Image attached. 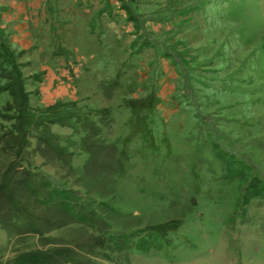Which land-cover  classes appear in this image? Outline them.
Segmentation results:
<instances>
[{
  "label": "rangeland",
  "instance_id": "rangeland-1",
  "mask_svg": "<svg viewBox=\"0 0 264 264\" xmlns=\"http://www.w3.org/2000/svg\"><path fill=\"white\" fill-rule=\"evenodd\" d=\"M104 1L115 7L92 58L13 48L0 25V76L13 60L24 115L56 103L72 115L49 124L68 155L41 158L28 126L21 164L84 213L24 232L40 213L17 191L27 210L0 213V264L31 249L68 253L65 264H264V0ZM16 115L0 89V134Z\"/></svg>",
  "mask_w": 264,
  "mask_h": 264
},
{
  "label": "trees",
  "instance_id": "trees-1",
  "mask_svg": "<svg viewBox=\"0 0 264 264\" xmlns=\"http://www.w3.org/2000/svg\"><path fill=\"white\" fill-rule=\"evenodd\" d=\"M7 64L10 69L0 76L6 82L0 89L7 91L12 108L17 115L15 117L16 121L11 126L12 129L0 134L2 150L4 149L6 156L9 157L5 168L0 174V213L2 218L11 219V216H21L23 211L27 210L17 194V191L24 190L33 197V209H39L40 213L37 215L30 214V217L27 215L26 218L23 217L27 219L24 232L42 233L73 221L82 220L84 219V213L73 209L72 198L66 190L47 186L45 195H43L44 182L41 187L34 186L32 176L27 173L21 164L24 161L23 152L29 146L25 135L28 126L31 129L33 128L35 134L29 136L34 137V151L41 158L49 157L52 160H59L65 157L64 155H68L67 152L61 151L56 146L57 139L55 134L50 131L49 124L69 125V117L72 115L59 113L57 110H49L53 109L54 105H60V103L47 106L48 111L46 113L48 115L43 118L40 116L32 118L28 114L24 115L27 92L23 89V78L20 72L16 70L13 60L7 62ZM75 117L78 119L77 116ZM87 125H89L88 129L96 128L94 125L91 126L90 122ZM55 196H58L59 199L52 201V197ZM100 204L108 207L103 202ZM66 254L56 249H31L15 254L7 264H65L68 260Z\"/></svg>",
  "mask_w": 264,
  "mask_h": 264
},
{
  "label": "crops",
  "instance_id": "crops-1",
  "mask_svg": "<svg viewBox=\"0 0 264 264\" xmlns=\"http://www.w3.org/2000/svg\"><path fill=\"white\" fill-rule=\"evenodd\" d=\"M114 7L104 0H0V25L13 48L43 42L56 53L68 51L67 57L92 58L100 52V14Z\"/></svg>",
  "mask_w": 264,
  "mask_h": 264
}]
</instances>
